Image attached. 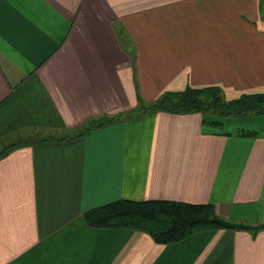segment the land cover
Masks as SVG:
<instances>
[{
    "label": "crops",
    "instance_id": "1",
    "mask_svg": "<svg viewBox=\"0 0 264 264\" xmlns=\"http://www.w3.org/2000/svg\"><path fill=\"white\" fill-rule=\"evenodd\" d=\"M188 86L264 91V0H0V150L65 138L0 158V264H264V114L144 112ZM117 200L260 229L162 245L84 222Z\"/></svg>",
    "mask_w": 264,
    "mask_h": 264
},
{
    "label": "trees",
    "instance_id": "2",
    "mask_svg": "<svg viewBox=\"0 0 264 264\" xmlns=\"http://www.w3.org/2000/svg\"><path fill=\"white\" fill-rule=\"evenodd\" d=\"M218 109V113L214 110ZM158 110L170 114L209 112L218 117L264 114V91L241 93L231 99L224 98L223 90L216 86L201 88L186 87L179 92H165L144 112ZM205 114V113H204ZM112 119L100 122L90 129L98 128ZM49 136V135H48ZM47 136V137H48ZM52 136L42 139L46 142L64 141V137ZM51 140H48L52 138ZM30 139L27 141L29 142ZM19 145V144H17ZM16 145V146H17ZM14 144L0 150V158L16 147ZM84 222L95 228L129 230L146 234L153 242L166 245L189 235L205 230H245L259 227L237 224L219 216L212 204H189L169 200H117L92 208L83 214Z\"/></svg>",
    "mask_w": 264,
    "mask_h": 264
},
{
    "label": "rangeland",
    "instance_id": "3",
    "mask_svg": "<svg viewBox=\"0 0 264 264\" xmlns=\"http://www.w3.org/2000/svg\"><path fill=\"white\" fill-rule=\"evenodd\" d=\"M126 43V42H125ZM162 95V94H161ZM160 95V96H161ZM224 95V94H223ZM159 96V97H160ZM158 97V98H159ZM157 98V99H158ZM224 98H225V95H224ZM157 99L155 100V102L157 101ZM154 102V103H155ZM153 103H149V105H147V107L149 108L151 105H152ZM217 113H218V109H214ZM200 114H206L207 116H206V118L207 119H210V120H212V121H214V122H216V121H219V120H221V119H223V118H225V117H218L217 115L218 114H214V115H212L213 113H211V114H209V112H204V110H203V112H199ZM230 117V116H229ZM104 120V117H103V119H101L100 121H103ZM214 122H210V121H207V123H210V124H213ZM87 125H90V124H88V123H86ZM36 129H38V128H36ZM79 131V130H78ZM78 131H75V132H70V133H75V134H77V133H79ZM68 132V131H67ZM241 133H243V134H245V135H251V133L252 132H250V131H242ZM47 136H48V133L47 132H45V130L43 129V130H41V129H39V130H36V131H31L30 130V132L29 131H27V132H24L23 134H21V137L19 138V139H17L16 140V142H14V143H18V144H22V143H26L29 139H30V143L31 144H35V143H44L45 141H42V139H44V138H47Z\"/></svg>",
    "mask_w": 264,
    "mask_h": 264
}]
</instances>
